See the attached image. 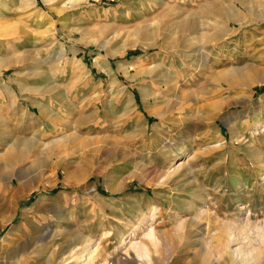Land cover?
Here are the masks:
<instances>
[{"label": "rangeland", "instance_id": "rangeland-1", "mask_svg": "<svg viewBox=\"0 0 264 264\" xmlns=\"http://www.w3.org/2000/svg\"><path fill=\"white\" fill-rule=\"evenodd\" d=\"M231 6L242 25L220 36L212 24ZM166 68L181 73L168 90ZM10 158L0 264L61 259L84 237L97 255L70 264H241L217 243L230 227V249L264 264V0H0V164ZM150 228L157 251L135 259Z\"/></svg>", "mask_w": 264, "mask_h": 264}, {"label": "bare ground", "instance_id": "bare-ground-1", "mask_svg": "<svg viewBox=\"0 0 264 264\" xmlns=\"http://www.w3.org/2000/svg\"><path fill=\"white\" fill-rule=\"evenodd\" d=\"M46 1V3H47V1H50V0H45ZM53 1V0H52ZM76 1H78V0H76ZM26 3V2H25ZM32 3V2H31ZM30 3V4H31ZM212 5V4H211ZM225 10V9H224ZM202 11L204 12V11H207V13L206 14H208V15H212V13H214V12H216L217 11V9H215V7L214 6H211V7H204V10L202 9ZM205 13V12H204ZM204 13H202V14H204ZM218 14H220V12L218 13ZM226 18H227V21H225V23L224 24H220V25H218L217 23L215 24H212V25H214V27H217V28H219V29H217L218 30V32L220 33V36H223V35H225V34H228L229 32H233L232 30H229L230 29V27H229V22L228 21H235V23H239L240 25H242V21H241V19H242V17L239 15V13H238V11H236V10H234V8L231 6V7H229V12L227 13V15H226ZM228 22V23H227ZM182 23V22H181ZM186 24V23H185ZM183 25V24H182ZM212 25H211V27H212ZM203 26V25H202ZM182 27V29H186V27H187V25L185 26H181ZM229 28V29H228ZM216 29V28H215ZM229 30V31H228ZM157 33H159V32H157ZM222 34V35H221ZM204 37V36H203ZM186 40H188V41H190L191 43H198L199 44V42H202V45L205 47L207 44L205 43L206 41H207V38L205 39V37H204V41H202V38H199V39H197V38H195V39H186ZM209 42V41H208ZM188 43V42H187ZM190 43V44H191ZM201 44V43H200ZM206 44V45H205ZM130 45H133V44H130ZM143 46H146V45H149V43H148V41L146 40V39H144V41H143V44H142ZM196 45V44H195ZM203 46H200L199 47V50H200V48H202ZM202 50V49H201ZM61 54V53H60ZM189 56H191V54H189ZM59 57H60V55H59ZM97 59H99L98 57H97ZM98 63H99V61H98ZM189 63H192V62H190L189 61ZM103 64V63H102ZM193 64V63H192ZM8 65V63L7 64H5V66L4 67H6ZM249 67H251V66H247V68H249ZM120 68V67H119ZM247 68H246V70H247ZM105 69H106V71H107V74L110 76L111 74H112V68L110 67V66H108V65H106L105 66ZM243 70H245V69H235V73L236 74H238V75H240V74H242L243 73ZM122 71H124V70H122ZM126 71V70H125ZM152 70H147L146 72H145V76H147L150 72H151ZM234 71V70H233ZM249 71V70H248ZM124 73H126V72H124ZM231 74H233V73H231ZM235 74V75H236ZM181 75V73L179 72V73H177V76L176 77H179ZM227 75V74H226ZM142 75H133V76H131L130 77V79L131 80H136L138 77H141ZM160 81H161V86H163V87H165L167 90L170 88V87H172L174 84H175V74H174V72L171 70V69H169V68H166V69H164V70H162V72L160 73ZM217 76V75H216ZM229 77H230V75H228ZM231 76H233V75H231ZM127 77V76H126ZM224 77V76H223ZM144 78V77H143ZM237 78V77H236ZM235 77L233 78L232 77V79H236ZM208 81H211V80H209L208 79ZM208 81H207V83H208ZM214 81V80H213ZM112 84L114 85V87L115 88H117L118 90H117V93L119 94V93H121V95L122 96H124L126 99H129L128 97L130 96L131 98H132V94L130 93V90H129V88L128 87H126V86H124V84L123 83H121V82H119L118 81V79H112ZM215 82V81H214ZM229 82V81H228ZM209 83H211V82H209ZM221 84V83H220ZM176 85H178V84H176ZM51 88V87H50ZM175 90V89H174ZM114 91V90H113ZM139 91H140V93H141V97L142 98H146V96L149 94V90H148V88L147 87H145V88H143V87H141L140 89H139ZM119 96V95H118ZM153 96H156L155 94L153 95ZM147 99V98H146ZM118 100H120L119 98H118ZM245 103V102H244ZM172 104V103H171ZM179 104V103H178ZM242 104V103H241ZM235 105V104H234ZM40 107V106H39ZM228 107V106H227ZM41 108V107H40ZM158 117H160V118H163V116L164 115H162V114H156ZM236 116H239V115H236ZM165 118V117H164ZM161 120V119H160ZM225 120V119H224ZM177 149L179 150V152H180V150L182 149L181 147H177ZM52 151V150H51ZM178 152V153H179ZM258 153V152H257ZM19 155V154H18ZM17 155V156H18ZM12 156H14V155H12ZM16 156V155H15ZM18 158V157H17ZM13 160V159H12ZM11 160V158H10V160H7V161H5L4 163H2V164H0V171H4V170H7V169H12L13 168V162H14V160L12 161ZM15 163V162H14ZM41 166V165H40ZM187 174V173H186ZM165 177H167V175L165 176ZM11 179H15L17 182H19L20 181V175L18 174V173H16V174H14V175H12V177H10V180ZM164 179V178H163ZM183 179V178H182ZM185 179V178H184ZM9 180V181H10ZM162 180V179H161ZM182 181V180H181ZM22 182V181H21ZM160 183V182H159ZM178 184V183H177ZM188 184V183H187ZM190 184V183H189ZM157 191V190H156ZM156 191H154V192H156ZM194 192V191H193ZM159 194V193H158ZM158 196V195H157ZM158 198V197H157ZM174 200L176 199V198H173ZM176 201V200H175ZM175 204V203H174ZM135 206V205H134ZM134 210H135V212L138 214V215H141V211H140V209H139V206H135L134 207ZM153 214V213H152ZM155 214V213H154ZM207 214V213H206ZM205 214V215H206ZM118 215H120V218H124L123 217V213H118ZM208 215V214H207ZM200 216V215H199ZM1 217H3V215L1 214V211H0V218ZM132 217H134V216H132ZM205 217H207V216H205ZM135 218V217H134ZM204 219V218H203ZM198 222V221H197ZM209 222V221H208ZM244 222V221H243ZM153 223V222H152ZM195 223H196V221H195ZM199 223V222H198ZM206 223V222H205ZM252 223V222H251ZM209 225H210V223H208ZM254 225V224H253ZM253 225H251L250 224V222L248 221V219L246 220V222H244L242 225H241V230H242V232H244V231H249V230H252L251 229V227L253 226ZM151 226V225H150ZM183 227V226H182ZM255 227H257V229H262L261 227H259L258 225L256 226L255 225ZM208 228H209V226H207V225H203V227H200V229H199V234L201 235V237H205L206 235L208 236L209 234H207L209 231L211 232V230H209L208 231ZM183 229V228H182ZM194 230V229H193ZM226 230H228L227 232H225V234H223L222 235V237H220L219 239H218V241H217V243H221L222 244V247H223V250H224V252H225V254H226V258H227V256L229 257V258H232V260H236V261H240L241 262V264H258V261H259V259H260V254L258 253V250L257 249H255V248H253V247H251L250 246V249H247V250H245V249H243V247H237V248H235L234 250H231L230 249V247L232 246V244L233 243H235V241H238L237 239H236V236H237V234L236 235H234L233 234V232L232 233H230L229 232V230H231V227H230V229L228 228V229H226ZM238 230V229H237ZM213 231V230H212ZM232 231V230H231ZM221 232V231H220ZM251 232V231H250ZM216 233H218V232H216ZM215 234V233H214ZM198 235V234H197ZM221 235V234H220ZM240 235V234H239ZM238 235V236H239ZM224 236V237H223ZM245 236V235H244ZM209 237V236H208ZM199 240V239H198ZM145 241H146V243H147V245L145 244V243H143L142 241H140L139 243H136L134 246H133V248H132V250H133V255H134V257L136 256V258L135 259H137L141 254H140V251H141V249H143L142 247H149L150 246V248L149 249H152V248H154V249H156V250H154V249H152V250H154V252H156L157 251V247H158V245L155 247L154 245H156V244H158V242H159V240H158V238L156 237V235H155V232H154V230H153V228H150L149 229V232L148 233H146L145 234ZM240 241V240H239ZM211 242V241H210ZM92 241L90 240V239H85V237L84 238H79V239H77V241H75L73 244H71V246L69 245V247L67 248V249H65L64 250V252L63 253H68V254H66L67 256H65L64 258H61V259H57V256H55L54 255V252L53 251H51L49 254H47V257L44 259L45 260V263L44 264H70V262H75L76 263V261H78V260H80L79 258H82L83 257V255H81V257H79V256H77V254L76 253H82V251H87L86 252V254H88V257L86 258L85 257V261H88V262H90L92 259H93V255H97V249L95 248V249H93V247H91V245H92ZM209 243V242H208ZM207 243V244H208ZM214 243V242H213ZM212 243V244H213ZM241 244V243H240ZM254 245V244H253ZM263 246H264V243L262 244ZM161 246V245H160ZM206 246V245H205ZM208 246V245H207ZM206 246V247H207ZM77 247V248H76ZM74 248H76V250L73 252V249ZM203 248V247H202ZM208 248V247H207ZM207 248H205L206 250H207ZM214 248V247H213ZM161 249V248H160ZM204 249V250H205ZM209 249V248H208ZM215 250V249H214ZM146 251V250H145ZM216 251V250H215ZM219 251V250H218ZM62 253V254H63ZM127 253H129V252H127ZM161 253V252H160ZM202 253V252H201ZM200 253V254H201ZM152 254V253H151ZM155 254V253H154ZM203 255L205 254V252L204 253H202ZM221 254V253H220ZM213 256V251L211 252V254H210V251H209V256ZM216 255V254H215ZM202 255H199V257H201ZM208 256V255H207ZM208 256V257H209ZM224 256V255H223ZM262 256V255H261ZM134 257H132L131 258V260H132V262L134 263V261H135V259H134ZM198 257V258H199ZM127 258V257H126ZM128 258H130V257H128ZM212 258V257H211ZM222 258H224V257H222L221 255H218L216 258H214L213 257V259L212 260H208V262H206L205 264H216V263H218V262H220L221 260H222ZM120 259V258H119ZM119 259H115V260H109V262L107 261V264H119ZM206 259V258H205ZM225 259V258H224ZM223 259V260H224ZM129 262H130V259H129ZM148 264H159V263H157V259L156 258H154V256H150L149 257V259H148ZM128 264V263H127Z\"/></svg>", "mask_w": 264, "mask_h": 264}]
</instances>
